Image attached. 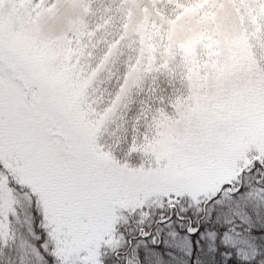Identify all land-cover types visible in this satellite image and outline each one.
Returning a JSON list of instances; mask_svg holds the SVG:
<instances>
[{"label":"snow or ice","instance_id":"1","mask_svg":"<svg viewBox=\"0 0 264 264\" xmlns=\"http://www.w3.org/2000/svg\"><path fill=\"white\" fill-rule=\"evenodd\" d=\"M0 264H264V0H0Z\"/></svg>","mask_w":264,"mask_h":264}]
</instances>
